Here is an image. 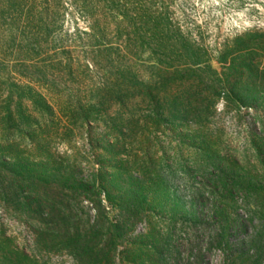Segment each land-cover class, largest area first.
<instances>
[{"label": "rangeland", "instance_id": "1", "mask_svg": "<svg viewBox=\"0 0 264 264\" xmlns=\"http://www.w3.org/2000/svg\"><path fill=\"white\" fill-rule=\"evenodd\" d=\"M173 10L206 64L152 43L97 112L0 113V264H264V0Z\"/></svg>", "mask_w": 264, "mask_h": 264}, {"label": "trees", "instance_id": "2", "mask_svg": "<svg viewBox=\"0 0 264 264\" xmlns=\"http://www.w3.org/2000/svg\"><path fill=\"white\" fill-rule=\"evenodd\" d=\"M175 2L0 0V70L6 72L0 113L97 112L136 83H147L137 68L146 63L142 54L152 43L184 58L174 72L206 64L179 39L180 29L172 24ZM68 15L76 26L71 32L65 30ZM50 93L58 97L56 105L47 101Z\"/></svg>", "mask_w": 264, "mask_h": 264}]
</instances>
